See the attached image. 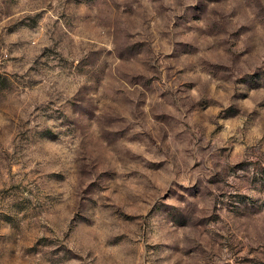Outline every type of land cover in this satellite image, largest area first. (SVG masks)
Masks as SVG:
<instances>
[{"label": "rangeland", "instance_id": "obj_1", "mask_svg": "<svg viewBox=\"0 0 264 264\" xmlns=\"http://www.w3.org/2000/svg\"><path fill=\"white\" fill-rule=\"evenodd\" d=\"M0 264H264V0H0Z\"/></svg>", "mask_w": 264, "mask_h": 264}]
</instances>
